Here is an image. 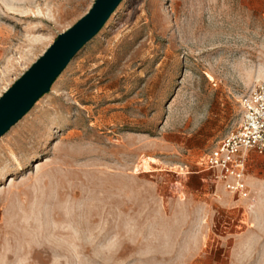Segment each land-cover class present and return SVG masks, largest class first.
Returning <instances> with one entry per match:
<instances>
[{"label": "rangeland", "instance_id": "374dc122", "mask_svg": "<svg viewBox=\"0 0 264 264\" xmlns=\"http://www.w3.org/2000/svg\"><path fill=\"white\" fill-rule=\"evenodd\" d=\"M93 0H0V95ZM264 80V0H122L0 137V264H264L245 197L201 156Z\"/></svg>", "mask_w": 264, "mask_h": 264}, {"label": "water", "instance_id": "95a60500", "mask_svg": "<svg viewBox=\"0 0 264 264\" xmlns=\"http://www.w3.org/2000/svg\"><path fill=\"white\" fill-rule=\"evenodd\" d=\"M122 0H93L86 13L58 34L45 51L0 95V137L48 93L77 52L102 28Z\"/></svg>", "mask_w": 264, "mask_h": 264}, {"label": "built area", "instance_id": "2783aa9c", "mask_svg": "<svg viewBox=\"0 0 264 264\" xmlns=\"http://www.w3.org/2000/svg\"><path fill=\"white\" fill-rule=\"evenodd\" d=\"M239 107L235 127L201 156L199 164L210 173L215 186L232 196L245 197L247 154L264 160V80L252 86L240 99Z\"/></svg>", "mask_w": 264, "mask_h": 264}]
</instances>
